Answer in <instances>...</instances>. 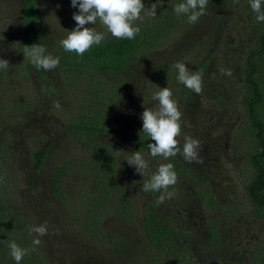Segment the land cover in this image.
Masks as SVG:
<instances>
[{"label": "rangeland", "instance_id": "1", "mask_svg": "<svg viewBox=\"0 0 264 264\" xmlns=\"http://www.w3.org/2000/svg\"><path fill=\"white\" fill-rule=\"evenodd\" d=\"M35 1L44 41L52 47L76 27L72 16L79 9L71 6V0ZM162 1L143 0V4L145 9L153 4L157 8ZM20 7L21 0H0V59L9 61L7 70L0 69V153L1 162L8 164L7 187L14 192L9 198L25 217L18 232L15 229L9 237L0 233V264H15L10 252L6 253L10 242L35 247L37 264H149L154 255L165 259L164 253L149 244L141 227L143 204L149 199L157 201L162 193L141 189L158 166L167 163L179 168L174 170L176 184L168 189L174 195L157 206L180 221L187 235L173 243L171 259L165 264H250L264 250V220L251 210L243 189L253 141L245 132L249 123L242 104L245 82L241 72L249 46L256 43L261 30L249 0H229L218 8L208 0L206 14L197 22H187L172 31L163 46L131 59L120 87L103 98L100 94L106 110L98 144L112 147L109 166L113 170L105 182L112 177L131 198L137 211L131 219L118 217L115 207L119 203L114 197L108 198V210L101 217L93 213L100 175L98 154L66 131L74 104L91 103L76 99L57 70L48 73L53 80L49 94L40 90L26 69L27 59L18 41ZM141 16L149 17L147 10ZM86 27L109 34L99 21ZM177 62L201 74L200 94L178 83ZM260 63L264 120V60ZM221 68L231 75H223ZM165 87L182 114L179 146L182 149L187 137L198 141V160L202 162L189 163L180 154L165 160L140 152L149 164L142 177L127 163L136 151L124 129L142 130L144 108L155 110L158 101L153 94ZM54 101H59V109ZM44 153L47 159L42 165ZM66 164L60 200L52 195L51 177ZM204 188L214 192L222 211L208 210L201 203L198 193ZM42 224L47 225L48 234L39 237L41 243L34 246L35 234L29 235L28 226ZM208 227L218 234L215 248L208 246ZM107 233L113 234L115 243L103 237Z\"/></svg>", "mask_w": 264, "mask_h": 264}, {"label": "trees", "instance_id": "2", "mask_svg": "<svg viewBox=\"0 0 264 264\" xmlns=\"http://www.w3.org/2000/svg\"><path fill=\"white\" fill-rule=\"evenodd\" d=\"M229 0H209L213 8L225 5ZM183 0H163L156 8V16L142 18L136 24L140 28L139 34L134 39H116L110 34L99 44L94 45L83 56L75 53H68L63 50L60 43L50 46L45 43L44 36L40 30V15L35 0H21L19 13L20 31L18 34L19 44L24 51L25 46L40 44L46 48V54L59 57V65L56 69L68 81V89L72 91L76 99L91 105L74 104V111L66 125V131L77 137L85 145L91 146L92 150L98 154L99 162V183L94 195L98 193L95 210L96 218L107 212L108 198L114 197L117 201L115 212L121 219H131L137 213L131 198L126 191L118 186L113 179H107V175L113 168L109 166L111 146L98 144L97 137L104 132V112L106 107L99 96L110 94L116 91L122 84V73L127 69L131 59L150 52L155 47L163 46L169 39L171 32L187 25V16H177L174 7ZM224 2V4H223ZM264 8V4H262ZM261 30L256 37V43L249 46L245 57L244 69L241 74L245 82L242 104L246 110V122L249 123L246 129L253 141L248 162L247 174L243 185L245 198L251 210L264 220V120L261 115V105L263 102V92L259 82V73L262 68L261 61L264 60V22H260ZM26 69L33 74L34 80L39 84L40 90L49 94L52 89L53 80L48 76L50 71H43L34 67L27 59ZM3 75L0 74V79ZM111 92H108V91ZM70 92V94L72 95ZM101 94V95H100ZM106 106V105H105ZM103 111V113H101ZM124 132L129 135L131 147L135 151L149 153L148 144L154 143L146 134L141 131L131 130L125 126ZM0 153V233L7 237L19 231V223L25 217L14 209V200L9 198L14 194L12 189L7 187L6 173H8L7 163L1 162ZM159 157V156H158ZM6 158V157H5ZM47 153L40 157V163L45 164ZM7 166H6V165ZM179 169V168H178ZM174 168V170H178ZM103 172V176H102ZM67 173V164L54 170L51 177L52 195L57 199L64 196L63 188ZM113 176V174L111 175ZM151 193V192H150ZM199 200L209 210L222 211L221 204L210 188H204L198 193ZM108 199V200H107ZM158 198H156L157 200ZM141 227L144 235L152 247L158 248L164 253L165 259L153 256L149 264H165L166 259L170 260L169 253L173 249V243L187 235L184 225L163 212H161L154 201L147 200L143 204ZM209 232V248H215L218 242V234L214 227L207 228ZM113 234L107 233L103 237L109 241H115ZM116 242V241H115ZM114 242V243H115ZM18 245V244H17ZM22 249H29L26 245H18ZM9 249L7 255H9ZM31 251L26 255L20 264H37ZM250 264H264V250L258 252L250 259Z\"/></svg>", "mask_w": 264, "mask_h": 264}, {"label": "clouds", "instance_id": "3", "mask_svg": "<svg viewBox=\"0 0 264 264\" xmlns=\"http://www.w3.org/2000/svg\"><path fill=\"white\" fill-rule=\"evenodd\" d=\"M264 0H249L251 10L256 14L257 22H264ZM208 0H183L174 7V13L177 16H187L189 23H195L199 18L206 14ZM71 6L79 9L78 14L74 13L72 19L76 22V27L71 31H66L68 35L60 41V45L65 52L75 53L78 56L89 51L94 45H99L105 36L97 32L94 27L86 25H96L97 21L107 30V32L116 39H134L139 34L140 28L134 26L135 22L142 20L141 13L147 10V13L155 17V4L150 9H145L143 0H71ZM23 55L30 63L43 71H52L59 65V57H53L46 54V48L40 44L25 46ZM9 61L0 59V69L7 70ZM177 70V81L183 84L187 89L196 94L202 91V77L198 72H190L187 66L177 62L174 65ZM223 75H231L230 70L220 69ZM160 90L153 94V100L158 101L155 110L146 109L141 115L142 130L141 133L154 141L148 144L151 157H162L167 160L182 155L183 159L189 163L198 160L199 142L187 137L183 143L182 149L179 146L177 137L181 134V112L178 109L176 101L172 98V92L168 87L159 88ZM54 107L59 109V101H54ZM129 166L135 168L136 172L142 177L145 176L149 167L148 161L139 151L132 152L127 159ZM177 182V174L171 163L161 164L156 171L142 185L143 192L162 193L156 203H163L166 198L170 199L174 193L168 189ZM29 235L35 234L33 245L38 246L41 243L39 237L48 234L46 224L40 226H28ZM10 255L15 264H20L22 259L35 247L31 249H22L15 242L9 243Z\"/></svg>", "mask_w": 264, "mask_h": 264}]
</instances>
